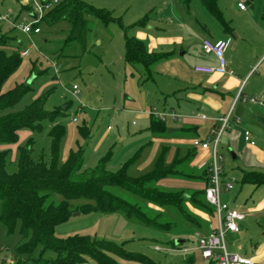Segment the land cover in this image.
Instances as JSON below:
<instances>
[{"label": "rangeland", "instance_id": "rangeland-1", "mask_svg": "<svg viewBox=\"0 0 264 264\" xmlns=\"http://www.w3.org/2000/svg\"><path fill=\"white\" fill-rule=\"evenodd\" d=\"M83 1L111 11L113 17L121 18L125 26L148 17V26L154 27L151 33L171 39L186 37V45L192 48L188 53L189 60L202 54L201 39L215 38V30L221 29L199 0H193L188 6L180 0ZM36 2L41 3L40 0ZM239 2L245 4L246 11L238 8ZM217 6L233 30V34H226L225 37L230 42L225 53L227 71L235 68L252 69L242 87L249 99L238 100V103L235 101L230 110H234L235 115L238 111H243L245 117L239 120L240 125L235 123L236 126H232L228 133L233 139L232 148L221 151L224 159L221 166L224 172L234 176L237 181L236 188L232 191V195L237 197L239 189L245 186L241 183L239 169L247 171L255 167L264 172V126L260 122L264 120V105L260 104L264 97V60L259 62L264 53V0H217ZM28 7L23 0H0V17L8 16L10 21L14 22L12 27L8 22L0 20V34L11 36L13 39L7 42L23 53L20 67L10 77L3 90H11L17 84L27 82L31 87L15 108L1 112L0 115L21 111L43 95L46 97L47 111L53 112L60 108L64 110L65 115L54 123L42 122L39 131L22 129L18 132L15 144L1 145L0 149L8 152L7 173L17 172L18 149L30 142L32 159L35 162L49 163V133L57 123H62L65 128L59 164L67 159L70 150L80 147L83 150V165L86 169L95 168L101 159L108 156L107 169L110 172H117L129 162L128 174L136 178L151 172L162 155L166 164L171 163L175 157L186 156L189 150L188 136L182 132L172 135L168 133L169 130H179L183 125L188 112L186 106H193L196 111L199 105L186 100L185 95L177 91L181 86L174 80L167 79L172 77L163 70L168 60L159 62L158 68H161L153 71L152 79L147 78L140 65L127 67L124 59L123 30L116 23L105 25L96 18L88 20L84 48L76 42L65 44L69 31V24L65 20L53 24L41 21L38 23L40 33L27 36L17 27L39 21L38 16H31V13L36 11L32 9L30 13ZM146 28L134 27L128 30L127 35L136 37L137 33L149 32L148 27ZM140 37H143V34H140ZM146 43L149 44L148 41ZM173 49L177 56L181 48L174 46ZM230 59L233 60V66L228 64ZM33 63L36 72L32 71ZM73 86L78 87L76 93L73 92ZM252 97L259 102L252 103ZM136 111L138 114H135ZM160 115L166 116L164 121L167 131L154 134L149 130L150 118H159ZM172 115L181 117L174 120ZM73 119L77 122L74 123ZM84 127L90 131L87 139L79 134V129ZM245 130L250 132L255 142L252 147L244 140ZM231 152L237 159L232 158ZM206 163L210 164V161ZM158 187L168 192L184 191L185 197L191 196V184L183 181H166ZM62 200V196L58 194L49 198V202L54 204ZM85 203V200L73 202L75 205ZM143 205L149 215L157 218L158 224L170 225L171 228L151 227L122 213H74L67 221L55 227L54 234L59 238L82 235L119 246L125 244V251L143 256L150 260L151 264H209L199 252L192 250L196 246L195 234H208V227L215 223L216 218L211 206L203 199L196 203L189 198L184 199L180 207H159L151 203ZM188 217L193 218L195 222ZM255 223L246 220L242 223L244 230L240 234L226 233L225 244L230 252L232 250L244 255L250 237L251 240H264V231ZM27 240L28 237L23 238L20 233L19 223L12 232L0 223V264H14L16 260L31 262L32 258L38 257L40 247L30 256L18 253ZM179 241L183 242L180 252L169 251L179 250V247H172V244ZM156 246L164 248V251H157ZM54 255L52 251L47 250L44 257ZM110 258L115 264H142L115 255H110ZM82 264L101 263L88 258Z\"/></svg>", "mask_w": 264, "mask_h": 264}, {"label": "trees", "instance_id": "trees-1", "mask_svg": "<svg viewBox=\"0 0 264 264\" xmlns=\"http://www.w3.org/2000/svg\"><path fill=\"white\" fill-rule=\"evenodd\" d=\"M58 1L59 3L38 23L43 21L53 24L67 21L69 31L65 44L76 42L83 48L88 33L89 18H96L105 25L116 23L124 32L125 62L133 67L140 65L147 78H152L153 66L164 56L148 53L143 42L128 36L130 27L125 26L121 18H114L111 11L94 7L83 0ZM180 1L188 6L193 0ZM199 1L219 21L224 32L232 34L233 30L220 12L217 0ZM27 10L30 8L28 7ZM147 20L148 17H143L135 25L144 27ZM11 39L13 38L8 34H0V113L15 108L31 88L27 82V84H17L11 90H3L22 62L23 53L7 42ZM32 65V71L36 72L34 63ZM45 101V95L39 96L21 111L0 115V146L15 144L18 140V132L22 129L39 131L42 122L54 123L64 117L65 112L60 108L53 112L47 111ZM149 130L154 134L165 133L167 131L165 121L151 117ZM64 134L65 128L62 123H57L50 131L49 163L35 162L32 159L31 142L25 147H20L17 158L18 169L13 174L6 171L8 152L0 149V223L10 232L14 231L18 223L20 224L21 235L23 238L28 237L27 242L18 250L20 255L30 256L36 248H41L39 256L31 257V262L16 260L14 264H82L88 258L101 264H115L110 255L142 264H151L152 262L147 258L125 251V244L119 246L82 235L59 238L55 236L54 229L67 221L74 213L94 212L122 213L148 226L170 229V225L158 224L157 218L149 215L143 204L180 207L184 199L189 198L196 203L203 199L209 205L205 198V189L185 197L184 191L168 192L158 187L159 183L166 179L192 177L185 170L190 153L182 158L175 157L169 164L165 163L162 155L151 172L134 178L128 174L129 162L117 172H110L107 169L108 156L101 159L95 168L86 169L83 165V150L80 147L77 150H70L67 159L59 164L60 146ZM79 134L87 139L90 131L84 127L79 129ZM208 169L199 177L205 180L206 187L210 181L211 168ZM242 182L263 185L264 175L258 172H245ZM54 194L62 196L63 200L58 204L49 202V198ZM78 200H85L87 203L73 204ZM214 212L213 209L212 213L215 216ZM188 219L195 222L191 217ZM181 246L172 244V247H179V249ZM47 250L52 251L55 254L54 257H44ZM188 262L190 263L191 259ZM209 264H215V262L210 261Z\"/></svg>", "mask_w": 264, "mask_h": 264}, {"label": "crops", "instance_id": "crops-1", "mask_svg": "<svg viewBox=\"0 0 264 264\" xmlns=\"http://www.w3.org/2000/svg\"><path fill=\"white\" fill-rule=\"evenodd\" d=\"M141 19L142 18H140L139 20L135 22L133 21L134 23L133 22L130 23L128 26L130 27L129 30L133 29L134 27H138L135 24ZM214 19L216 18L214 17ZM149 21H150V18H148L147 24L144 27H139L143 29H147L146 27H148L149 30L147 31L149 32H146V33L140 32V33H137L136 37L135 36H132V37L143 42L148 53L163 55L164 57L160 59V61H163V59L168 60L166 64H164L163 70L164 72L170 74L172 77H167V79L172 80V81L174 80L175 83L181 86L180 88H178L177 91H179L180 94L185 95L186 100H190L191 103L193 104L195 103L199 105V109H197L196 111L192 108L193 106L192 107L186 106L185 109L188 112L186 113V117L184 118L183 125L180 126L179 130H176V131L172 130V131H169L168 133L172 135V134L182 132V134L188 136L187 143L189 145V150L187 154L190 153V159L185 167V170L192 177L187 178V179H166V180L161 181L159 184H162L166 181L168 183H172L174 181H183L185 183L191 184L190 194H192L193 192L203 191L206 187L205 180L200 179L199 177L203 175L206 169L211 168L212 155H211L210 150L203 151L198 148H194L192 143L196 139H200L203 141L209 139L211 137L210 131L212 130V128L219 125L218 120L221 117L230 114L231 116L230 128L227 129L228 131H227L226 136L223 137L222 135V138L220 141L219 155L222 159L221 163H223L224 159L221 155V151H223L225 148H228V150H230L233 146V139L230 135H228V133L232 130V126H236L235 123L239 124L240 123L239 120H241V118L244 119L245 117L243 111L242 112L238 111L235 115L234 110L232 112H230V110L233 104H235V101L236 103H238L237 96L240 92H241V98L239 100L246 101L249 99L244 93L245 89H243L242 87H243V83L249 77L252 69L249 70V68L248 69H241V68L236 69L235 68V69L227 71V73L225 74H218V73L213 74V75L197 74L194 72L195 66L204 65V66L215 67L218 65V61L216 60V58L211 54H207L203 52L200 47L202 54H199V57L195 56L193 59L189 60L188 53L191 47L189 48L188 44L186 45V41H185L186 37L183 38L180 36V38L177 37V38L171 39V38H165V36H159L157 34L151 33L150 31H152L154 27L148 26ZM216 21L220 25L217 19ZM155 29L157 31H161L158 28H155ZM215 33L217 34L216 37L209 38V39H212L214 41H217L219 39H226L225 38L226 34H229V33L224 32V29L222 26H221V29H216ZM140 34H143V37H140ZM139 38H143V39L140 40ZM147 41L149 42V44L146 43ZM177 44H180V45L178 46ZM174 46L181 48L177 56H175L176 53L174 52L175 50L173 49ZM228 49H229V46H228ZM186 58L188 60H186ZM262 60H264V53L261 55V59L259 62H262ZM160 61H158L153 66V71L155 69L161 68V67L158 68ZM259 62L257 64H259ZM228 64L230 66H233V60L230 59ZM125 65L127 67L130 66L126 62H125ZM263 69H264V66H263ZM263 75H264V70H263ZM167 83L169 86H171L169 84V81H167ZM263 91H264V88H263ZM215 97L218 98L219 100H217ZM262 99H264V97ZM263 105L264 104H261V106ZM172 109L171 111H173ZM137 112L138 111H136L135 114H138ZM198 114L206 115L207 120L198 119L196 117V115ZM176 116L181 117L180 115H176ZM173 119L176 120L175 118ZM173 128H178V127H173ZM246 131L247 130H245L244 133ZM244 133H243V137H244ZM249 146L252 147L250 144ZM258 154L259 152H257V155ZM231 155L233 159H237L234 153L231 152ZM209 161H210V164H207L206 162H209ZM223 172H224V169H223ZM245 172H258L264 175V172L257 170L255 167H252L248 169L247 171H245V169H239L241 183L245 186H242L239 189V194L237 197L232 195V191L236 188V186L231 192L222 194L221 197H222L223 203L227 205L229 204L231 208L239 210L245 216V219L240 223V232L235 233V234L231 233L232 235H237L243 232L244 229H243L242 223L245 222L246 220H249V221L251 220L252 222L255 221L256 222L255 224L258 225L259 229L264 231V184L263 185H253V184L243 183L242 177H243V173ZM224 177L227 179L228 178L235 179L234 176H229L225 172H224ZM229 199L231 203L228 202ZM215 227H216V219H215V223L211 224L208 227L209 232L212 231ZM249 240L250 242H248L247 244L248 246L247 249L244 250V255H241L232 250L231 252L229 250L228 251L232 254H237L239 256L245 257L251 260L252 262H254L255 264H264V240H255V239L251 240V237L249 238ZM182 244L183 242L179 245H182ZM231 246L233 245L231 244ZM238 248L242 250L241 247H238ZM180 250L181 249H179V252ZM192 251L199 252L196 250V246L194 247ZM185 253H188V252H185Z\"/></svg>", "mask_w": 264, "mask_h": 264}, {"label": "built area", "instance_id": "built-area-1", "mask_svg": "<svg viewBox=\"0 0 264 264\" xmlns=\"http://www.w3.org/2000/svg\"><path fill=\"white\" fill-rule=\"evenodd\" d=\"M41 3L38 4L36 0H23L26 6H29V12L32 9L36 13H31L33 17H39V21L50 12L55 5L59 3L58 0H40ZM33 7V8H32ZM238 8L241 11H246V6L243 2L238 3ZM0 20H4L9 23L10 26L14 27V22H11L8 16L0 17ZM39 21L34 24H22L17 28L25 35L32 36L40 33V29L36 25ZM201 49L207 54L213 55L218 61V65L204 66L198 65L194 67V72L197 74L213 75V74H225L227 73V63L225 59V53L229 46L228 39H219L214 41L209 38H204L200 43ZM78 90L77 86H73V92L76 93ZM241 98V92L238 94L237 99ZM252 103L259 102L255 98L250 99ZM260 104H264V99L260 101ZM166 116H159V119L165 120ZM196 117L200 120H207V116L204 114H198ZM173 118L179 119L180 117L173 115ZM219 125L212 128L210 131L211 137L205 141L196 139L193 141L192 145L194 148H198L203 151H211L212 155V166L210 169V181L209 185L205 188V198L207 203L214 209L216 218V227L210 231L208 234H195L196 239V250L199 251L203 260L210 262L214 261L215 264H255L251 260L239 256L237 254H232L228 251L225 244V235L229 233H239L240 223L245 219V216L239 210L231 208L229 205L223 203L222 194L231 192L235 185L236 180L234 178H225L223 169L220 165L222 159L219 155L220 141L223 133L230 128L231 116L230 114L221 117L219 120ZM73 122H77L73 119ZM245 141L251 146L255 145L250 132L246 131L244 133ZM157 251H164V248L156 246ZM177 251L174 249H169V251Z\"/></svg>", "mask_w": 264, "mask_h": 264}, {"label": "water", "instance_id": "water-1", "mask_svg": "<svg viewBox=\"0 0 264 264\" xmlns=\"http://www.w3.org/2000/svg\"><path fill=\"white\" fill-rule=\"evenodd\" d=\"M260 122L263 124V126H264V120H260ZM169 131H172V130H169ZM182 242L181 241H179V242H177V245H179V244H181Z\"/></svg>", "mask_w": 264, "mask_h": 264}]
</instances>
